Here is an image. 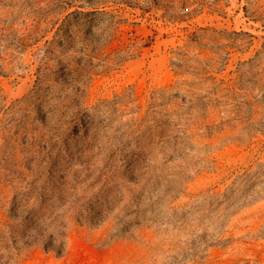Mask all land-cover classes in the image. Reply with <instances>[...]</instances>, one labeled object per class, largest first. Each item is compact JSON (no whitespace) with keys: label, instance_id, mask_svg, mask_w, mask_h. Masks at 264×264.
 Here are the masks:
<instances>
[{"label":"rangeland","instance_id":"1","mask_svg":"<svg viewBox=\"0 0 264 264\" xmlns=\"http://www.w3.org/2000/svg\"><path fill=\"white\" fill-rule=\"evenodd\" d=\"M257 169L264 0H0V264H264V198L189 242Z\"/></svg>","mask_w":264,"mask_h":264},{"label":"trees","instance_id":"2","mask_svg":"<svg viewBox=\"0 0 264 264\" xmlns=\"http://www.w3.org/2000/svg\"><path fill=\"white\" fill-rule=\"evenodd\" d=\"M132 168L139 170L137 165H131ZM262 173L264 177V171L257 169L256 171H249L232 187L219 192V193H206L196 200L195 211L197 213V219L201 220L207 218L210 222V227L214 230L212 234L197 235L200 240H190L191 244L199 245V242L203 244L207 243V240L214 237L216 239L220 230L224 227L227 219L233 215L231 210H239L247 205H250L256 200L264 198V179H259L257 182H251L253 177H258V174ZM248 184V185H247ZM235 192L241 193V198L235 201H230L229 197ZM203 209L206 213L201 212ZM220 211V216L216 215ZM184 214V213H182ZM185 216V215H183ZM183 256V255H182ZM179 260L168 261L166 264H178Z\"/></svg>","mask_w":264,"mask_h":264}]
</instances>
